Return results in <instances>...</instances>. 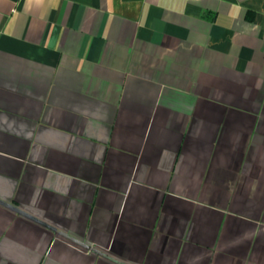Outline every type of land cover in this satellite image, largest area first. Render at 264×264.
I'll list each match as a JSON object with an SVG mask.
<instances>
[{"label": "crops", "instance_id": "1", "mask_svg": "<svg viewBox=\"0 0 264 264\" xmlns=\"http://www.w3.org/2000/svg\"><path fill=\"white\" fill-rule=\"evenodd\" d=\"M0 264H264V0H0Z\"/></svg>", "mask_w": 264, "mask_h": 264}, {"label": "water", "instance_id": "2", "mask_svg": "<svg viewBox=\"0 0 264 264\" xmlns=\"http://www.w3.org/2000/svg\"><path fill=\"white\" fill-rule=\"evenodd\" d=\"M0 205H2L4 207H6V208L18 213V214H20V215H22V216H24V217L36 222V223H38V224H40V225H42L44 227H47L48 229L52 230L55 234L70 240L74 244H76V245H78V246H80V247H82V248H84L86 250H94V248H92V247H90V246H88V245H86V244H84L82 242H79V241L67 236L65 233L61 232L60 230H58V229H56V228H54L52 226H49L48 224H46L44 222H41L40 220H38V219L34 218L33 216L27 214L26 212L20 210L18 207L14 206L13 204H10V203H7V202H4V201L0 200Z\"/></svg>", "mask_w": 264, "mask_h": 264}]
</instances>
